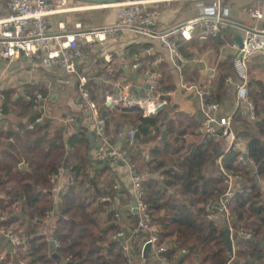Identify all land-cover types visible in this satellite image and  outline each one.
I'll list each match as a JSON object with an SVG mask.
<instances>
[{"label":"trees","instance_id":"16d2710c","mask_svg":"<svg viewBox=\"0 0 264 264\" xmlns=\"http://www.w3.org/2000/svg\"><path fill=\"white\" fill-rule=\"evenodd\" d=\"M4 3L7 6L8 0H0V5ZM69 30H74V27ZM209 39L216 41L214 37ZM139 65L138 70L144 66L142 63ZM230 71L231 67H228L221 72L209 101L224 100L226 75ZM160 89L165 91L161 85ZM92 96L100 115L107 121V136L113 143L117 133L126 125L137 129V143L141 136L150 133L148 127L159 122V117L144 116L140 110L113 111L106 106L104 97L95 96V93ZM249 98L256 106L257 120H243L241 133L247 139L248 157L254 162V168L239 163L236 152L229 153L224 163L233 174H240L245 183L244 193L237 195L232 205L234 226L252 234L250 240H237L235 264H264V194L256 182V177L264 180L263 80L256 81L255 85L250 82ZM34 106V101H28L31 110ZM1 111L3 116L8 113L6 105L1 107ZM37 118L32 117V128L25 124L0 130V138L8 141L0 150V217L5 216L0 220V227L12 230L15 236H29L25 245L18 247L14 257L8 255L0 264H19L20 261H25V264H130L123 244L113 239L120 232L115 222L116 212L109 213L110 220H113H108L107 229L111 232L101 225L102 213L98 209L108 205L103 198L116 194L115 185L107 177L110 166L96 167L95 181L90 185L92 161L89 139L80 135L65 139L64 125L50 127L48 118L43 122H37ZM46 132L51 136H46ZM217 140L208 139L194 152H188L181 159L179 169H175L174 161L164 148L155 150L156 156L152 161H147L141 151L134 153L136 144L128 149L134 172L141 175L158 172L168 179L162 184L153 178L143 179V198L149 205L153 223L159 226L157 246L162 251L156 254L150 248L145 254L143 250L132 254L134 258L137 255L142 264H154L150 261L153 255L166 259L169 264H224L228 260L227 227L222 222L208 220L206 215L208 203L216 201L224 190L221 172H207V167L213 168L214 159L221 151V143ZM66 142L71 151H67ZM23 159L28 165L26 170L20 167ZM60 168L69 173L70 182L63 191L65 193L60 195L61 205L57 206L52 190ZM100 179L104 188L98 187ZM173 185L181 187L179 193L177 191L178 196L169 193L168 188ZM22 204H25L28 226L26 232L20 233L17 223H22V218L20 214H14V207ZM51 211L52 218L56 220L51 237L58 242L54 251H51L53 247L47 237L35 232V227ZM169 243L173 244L172 248L168 247ZM1 245L0 250L3 249Z\"/></svg>","mask_w":264,"mask_h":264},{"label":"crops","instance_id":"0c3cea01","mask_svg":"<svg viewBox=\"0 0 264 264\" xmlns=\"http://www.w3.org/2000/svg\"><path fill=\"white\" fill-rule=\"evenodd\" d=\"M76 5L90 6L93 4L76 1ZM248 6L260 8L264 11V1L261 0H222L223 11L232 21V24L226 31L225 39L216 38L215 41V39L208 38L209 40H201L198 39L197 34L192 40L184 41L182 50L185 62L178 61L158 39L147 34L136 33L130 29L122 30L117 39L100 44L88 59L79 60L77 62L76 73H70L62 67H45L38 58L29 59L24 55H21L19 59L10 65L0 60V109L4 105L8 109V113L1 118V128L3 127L7 130L11 127L25 124H27V127L32 128L33 124L30 121L33 116H37L38 118L43 117V120L48 118L51 121L50 127L64 125L65 139L74 135H80L88 138L90 142L91 132L95 131V122L91 111L81 98L79 90L81 80L86 81L85 85L91 96L95 93V96L104 97L105 101L108 102L106 106L116 111L117 108H114L116 105L114 100L123 95L124 86L129 87V90L125 91L124 94L128 93L137 99L148 100L150 91L146 88V84L150 81L147 76L152 71L158 75L159 86L161 85L166 91L160 89L161 96L165 95L164 101L166 107L159 114L150 116L152 118L159 117V122L154 127H148L150 133L146 136H141L137 140L134 153L137 154L141 151L142 156L147 161H152L156 156L155 150L164 148L170 159L174 161L175 169H179L181 168V159L188 152H194L197 147L205 144L208 139H212V137L201 132L202 122L205 119L201 101L186 86L199 85L207 87L211 90L210 97H212L214 90L217 88L221 72L231 67L230 73L226 75L227 79H231V83L226 81L224 100L218 102L219 109L211 114L219 119L230 114L234 109L236 100L234 83L238 79L233 64L236 52L234 44H237L235 39L243 35L245 28L255 24V21L244 10ZM210 7V0L162 3L159 6V15L153 29L155 31H162L166 28L180 25L195 16L205 13ZM118 12L119 7L116 4L107 7L61 12L49 17V29L52 32H57L60 22H64L68 30L78 23L82 24L84 29L111 25L116 21ZM7 14L8 9L4 3L0 5V18L5 17ZM262 24H264V21H262ZM135 55L139 56V64L142 63L144 65L140 70H138L139 67L137 69L132 67ZM179 66L181 67L178 68ZM249 70L251 84L254 83L255 85V82L259 80L264 81V56L261 55L252 59L249 63ZM135 75H137L136 78H134ZM37 93H41L44 96V113L36 111L34 108L31 110L28 107V101L30 100L27 99V95L31 96ZM110 102H112L111 105ZM147 104H151L150 108L151 106L153 107L151 101H147ZM166 113L168 115L166 124L158 130ZM247 119H250L247 106L242 104L233 125L237 133L243 135L241 133L243 128L242 121ZM77 120H80L78 126L75 124ZM127 127L128 125L124 129ZM162 131H166V139H163ZM45 134L48 137L51 136L49 132ZM217 141L221 143V151L214 159V169L210 166L207 167L209 174L215 170L216 172H221L217 159L225 153L227 148V144L222 137H218ZM6 144H8V141L0 138V150H3ZM65 144L67 145V151H71L72 148L69 144L67 142ZM112 144L117 148H125L127 151L130 148L118 137L116 138V142H112ZM96 145V140L94 144L90 143L89 153L92 161L90 185L95 181L94 178L97 174L96 167L99 166L95 160ZM229 153L231 152L224 155L223 162ZM104 164L110 166L107 177L109 182L117 187L116 194L118 201L116 203L108 202V205L98 209L102 213V216L100 215L102 228H105L107 232H111V229H107V222L111 218L109 213L111 211L119 213L120 219L115 217V222L119 225L120 233H123V237L116 239V235H114L113 239L120 240L123 244L125 255L130 258V264H142V260L137 255L135 258L132 257V254H136L138 251L144 249V244L150 234L146 231L134 232L138 215L133 213L131 207L133 199V168L130 164V159L127 162L114 160ZM141 164H145L143 159H141ZM20 167L24 170L28 169V165L24 159ZM57 175L55 176L52 192L55 204L60 206L62 203L60 195L70 182V177L69 173L65 172L62 175ZM150 178L158 180L161 184L168 181L164 175L158 172H144L143 179L147 180ZM101 181V179L97 181L98 187L104 188L105 185L101 184ZM257 183L261 185V180ZM179 188H181L179 185H173L168 188L169 193H174L178 196ZM19 207L20 213L18 214L22 218V223H17L18 226L20 225L18 232L23 233L26 232L28 226L27 219H25L27 212L25 204ZM15 209L16 207H14V212ZM22 209H24V212ZM52 217L47 215L35 227V232L38 235H45L53 247L51 251H54V248L58 246V242L51 237L52 229L56 222ZM112 225L114 226V223ZM156 226L159 229V226ZM1 237L0 244H2L3 249L0 250V261L2 262L8 258V255L10 258L15 255L12 253V242L5 237ZM16 237L24 241L23 246L29 239V236L18 234ZM51 241H55L56 244L52 245ZM168 247L172 248L173 244L169 243ZM152 251L158 254L154 248H152ZM150 261L151 263L159 264L161 259L153 255ZM8 264H11V262ZM19 264H25V261H20Z\"/></svg>","mask_w":264,"mask_h":264},{"label":"built area","instance_id":"2783aa9c","mask_svg":"<svg viewBox=\"0 0 264 264\" xmlns=\"http://www.w3.org/2000/svg\"><path fill=\"white\" fill-rule=\"evenodd\" d=\"M76 1L8 0V14L0 18V56L5 58V63L10 65L19 59L21 55H24L29 59L38 58L45 67H62L70 73H76L77 62L79 60L83 61L88 59L100 44L117 39L119 33L125 29H130L136 33L147 34L158 39L178 61L185 62L182 50L184 41L192 40L197 34L201 40H206L210 37L225 39L226 31L232 24V21L223 11L222 0H210L211 7L205 13L195 16L180 25L169 27L162 31H155L153 27L159 15L160 4L188 0H122L116 4L119 7V12L116 21L111 25L84 29L82 24L78 23L74 25V30L69 31L67 25L64 22H60L57 32L50 31L49 17L51 15L87 8L107 7L105 5L78 6L76 5ZM244 10L255 21V24L244 29V33L240 37L243 43L242 48L238 44H234L236 52L233 64L238 79L234 83L236 100L233 111L219 119L215 118L211 113L219 109V103L209 101L211 90L199 85L186 86L188 90H191L199 97L202 104L205 119L202 122L201 132L212 138L222 137L227 144L225 153L217 159V164L222 174L224 190L216 201L210 202L206 206L207 219L222 221L225 227L230 229L232 233L233 251L230 252L229 260L224 264H235L238 239H252L250 232L234 226L231 215L235 197L244 193V181L240 174H233L229 171L223 162V157L226 153L236 152L238 153L239 163L243 166H251L254 168V162L248 157L247 139L237 133L233 125L242 104L247 106L249 118L251 120H257L256 106L249 98V85L251 82L249 63L257 56H264V24H262V21H264V11L252 6H248ZM134 59L132 67L137 69L139 67V56L135 55ZM148 78L150 81V97L148 100L137 99L128 93L124 94L125 91L129 90L128 86H124L123 95L114 100L115 104L120 107L140 106L143 108L142 112L144 116H150V113L155 112L165 101L161 99L158 75L155 72H151ZM226 81L231 83L230 78ZM85 84L86 81L82 79L79 90L81 98L91 111L95 122L96 146L98 148L95 153V160H101L103 163H107L111 159L127 162L129 160L127 149L115 147L108 139L106 129L107 121L100 115V109ZM27 99L34 101V110L36 111H40L44 107L41 102L45 101V99L41 93L35 94L34 97L27 95ZM147 101H151L153 105L152 110L149 109L151 104H147ZM107 103L106 101L105 104ZM2 117V111L0 109V130ZM42 121L43 117L37 119V122ZM136 136L137 129H133L132 127L128 131L124 129L117 133V137L128 147H133L136 144ZM63 173L64 168H60L58 175H62ZM261 187L264 194V180H261ZM115 189H117L116 186ZM143 197V175L133 171L132 198L136 201L138 209V218L134 232H148L150 235L144 246L146 243H151V248H154L159 253L162 251L157 246L159 229L153 223L149 205L144 201ZM103 201L116 203L118 196L117 194L114 196H106L103 198ZM16 212L17 214L20 213L19 206H16L14 213L16 214ZM52 215V211L48 213V216ZM115 217L120 219V214L116 212ZM3 219L5 217L0 218V220ZM0 234L12 242V253L16 255L18 247L23 245L24 241L16 237L10 229L6 230L0 227ZM122 237V232H119L115 236L116 239ZM161 261L162 264H169L166 259H162Z\"/></svg>","mask_w":264,"mask_h":264},{"label":"water","instance_id":"95a60500","mask_svg":"<svg viewBox=\"0 0 264 264\" xmlns=\"http://www.w3.org/2000/svg\"><path fill=\"white\" fill-rule=\"evenodd\" d=\"M77 1H81V2H85V3H91L93 5H105V6H109V5H115V4H118L121 0H77ZM236 43L239 45L240 48H242L243 46V43H242V39L240 37L236 38L235 39ZM0 60L2 62H5V58L3 56H0ZM150 74V73H149ZM149 74L147 77H149ZM137 75H135L134 78H136ZM146 88L149 89L150 88V83H147L146 84ZM162 100H165V95H162L161 97ZM41 104L44 106L45 102L42 101ZM111 105V104H110ZM109 105V106H110ZM116 108H120L121 110L123 111H126V110H129V111H132V110H140V111H143V108L140 107V106H134V107H120L118 105H115ZM166 107V103H163L161 104L157 110L155 112H152L150 113V116H155L156 114H159L161 111H163ZM41 113H44L45 112V107H43L41 110H40ZM168 118V115L167 113L165 114V117L162 119V123L161 125L158 127V130H160L165 124H166V120ZM79 122L80 120H77L76 121V126L79 125ZM130 129V127H127L125 129V131H128ZM96 132L95 131H92L91 132V136H90V143L91 144H94L95 140H96ZM162 137L163 139H166V131H162ZM97 146L95 147V153L97 152ZM111 161H114L113 159H111ZM96 163H98L99 165H104L103 161L101 160H96ZM253 168V167H252ZM256 182H259V178L256 177ZM244 184V183H243ZM131 207H132V211L134 214L138 215V209H137V203L134 199H132L131 201ZM22 211L24 212V209H22ZM226 241H227V246H228V249L230 252L233 251V240H232V233H231V230L230 229H226ZM51 244L52 245H55L56 242L55 241H51ZM152 247L151 243H146V245L144 246V249H143V253L145 254L146 251L148 249H150ZM54 257H56V254H54Z\"/></svg>","mask_w":264,"mask_h":264},{"label":"rangeland","instance_id":"374dc122","mask_svg":"<svg viewBox=\"0 0 264 264\" xmlns=\"http://www.w3.org/2000/svg\"><path fill=\"white\" fill-rule=\"evenodd\" d=\"M231 215H232V212H231ZM232 217H234V216L232 215ZM228 260H229V253H228ZM228 260H227V261H228Z\"/></svg>","mask_w":264,"mask_h":264},{"label":"bare ground","instance_id":"6f19581e","mask_svg":"<svg viewBox=\"0 0 264 264\" xmlns=\"http://www.w3.org/2000/svg\"><path fill=\"white\" fill-rule=\"evenodd\" d=\"M149 109H150V110H152V109H153V107L151 106V108L149 107Z\"/></svg>","mask_w":264,"mask_h":264}]
</instances>
